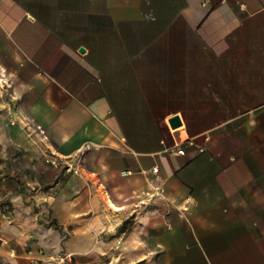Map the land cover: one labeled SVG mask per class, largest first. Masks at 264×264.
Returning a JSON list of instances; mask_svg holds the SVG:
<instances>
[{
	"label": "crops",
	"instance_id": "obj_1",
	"mask_svg": "<svg viewBox=\"0 0 264 264\" xmlns=\"http://www.w3.org/2000/svg\"><path fill=\"white\" fill-rule=\"evenodd\" d=\"M0 79V264H264V0H0Z\"/></svg>",
	"mask_w": 264,
	"mask_h": 264
},
{
	"label": "built area",
	"instance_id": "obj_2",
	"mask_svg": "<svg viewBox=\"0 0 264 264\" xmlns=\"http://www.w3.org/2000/svg\"><path fill=\"white\" fill-rule=\"evenodd\" d=\"M2 79H0L1 81ZM89 149V146H85L84 148H82L76 155L68 157V158H61L58 156H54L53 154L48 156L46 158V162L48 164H51L55 167H64L66 171L77 174V175H81L82 174V160L84 158V155L86 153V151ZM204 149L201 148V151H203ZM172 153L175 154H184V149L180 146H177L175 149L171 150ZM154 172H158V168L155 167L154 168ZM191 198H187V202L190 203L191 202Z\"/></svg>",
	"mask_w": 264,
	"mask_h": 264
},
{
	"label": "water",
	"instance_id": "obj_3",
	"mask_svg": "<svg viewBox=\"0 0 264 264\" xmlns=\"http://www.w3.org/2000/svg\"><path fill=\"white\" fill-rule=\"evenodd\" d=\"M169 122H170L171 127L174 129L178 128L182 125V120H181L180 116H174V117L170 118Z\"/></svg>",
	"mask_w": 264,
	"mask_h": 264
},
{
	"label": "trees",
	"instance_id": "obj_4",
	"mask_svg": "<svg viewBox=\"0 0 264 264\" xmlns=\"http://www.w3.org/2000/svg\"><path fill=\"white\" fill-rule=\"evenodd\" d=\"M2 163V160H0V164Z\"/></svg>",
	"mask_w": 264,
	"mask_h": 264
}]
</instances>
